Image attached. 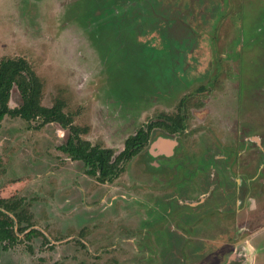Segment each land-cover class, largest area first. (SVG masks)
<instances>
[{"label": "rangeland", "instance_id": "obj_1", "mask_svg": "<svg viewBox=\"0 0 264 264\" xmlns=\"http://www.w3.org/2000/svg\"><path fill=\"white\" fill-rule=\"evenodd\" d=\"M2 58L25 59L42 105L61 102L82 138L115 156L181 107L186 130H153L102 184L59 149L68 130L7 117L0 197L22 201L36 233L0 244V264H264V0H0ZM21 104L14 88L10 107ZM197 168L210 169L185 195L205 203L182 207L156 251L136 245Z\"/></svg>", "mask_w": 264, "mask_h": 264}, {"label": "trees", "instance_id": "obj_2", "mask_svg": "<svg viewBox=\"0 0 264 264\" xmlns=\"http://www.w3.org/2000/svg\"><path fill=\"white\" fill-rule=\"evenodd\" d=\"M17 88L22 104L11 108L12 91ZM43 83L31 65L23 58H2L0 60V123L7 117L21 118L27 122L41 120V126L58 124L68 130L70 135L67 142L59 149L72 160L79 161L86 167V173L95 177L100 183H112L125 171V166L138 156L151 140L153 130L176 135L186 130V115L182 107L173 116H165L170 122H156L147 129H140L125 142L122 152L115 156L112 149L94 146L82 138L84 129L76 127L71 115L64 111L61 102L52 107L42 105ZM22 201L0 197V244L14 245L18 242L19 234H25L30 239L36 232L30 230V224L23 226V212H19Z\"/></svg>", "mask_w": 264, "mask_h": 264}, {"label": "flooded vegetation", "instance_id": "obj_3", "mask_svg": "<svg viewBox=\"0 0 264 264\" xmlns=\"http://www.w3.org/2000/svg\"><path fill=\"white\" fill-rule=\"evenodd\" d=\"M159 141L160 140H158V142H156L155 144L152 145V148H151V151H150L151 156L155 160V164H156L155 166L156 167L159 166L157 164V159H159V155L156 153L157 151L160 152L159 145H161V143H159ZM154 169H156V168H154ZM157 169H159V168H157ZM174 169H180V168H167V170L170 173ZM197 169L198 170L191 169L189 171H186V173H185L186 176L187 175H189V176H187V177L184 176V178H186V180L182 181L180 183V185H178L177 187H174L175 190H177V188L182 190V191H180V194L182 196L180 195L181 196L180 197L179 195H172L168 199H166V203H164V208L167 210V212H165L164 214H161L163 217L160 216L159 218H154V217H151V216L148 215L149 217H148V220L146 222L147 227L146 228H142V229H138L137 228L136 235H137L138 231H140V233H142V234H139V237H140L139 242L140 243H138L136 245H138L140 248H150V249H152V252L156 251L158 249V245H159L158 243L161 244L162 240L164 239L163 236H164V233H165L166 229H168V225L171 224V222L174 220V217L176 215L180 214L179 210H184V208H182V207H190L192 209L193 208L195 209L197 206L205 203L206 200H202L201 196H199L198 200L195 201L193 198H188L185 195V194H190L189 195V197H190L193 194L192 191H191V188H192L191 186H193L192 184L194 183V181H193L194 174L196 173V174H198L200 176V174H202L203 171H205L206 169H210V168H200V169L197 168ZM190 172L192 173V175H190ZM206 173H209V170H207ZM237 183L238 182L236 181V183H234V187L233 188L231 187V189H236V187H237L236 184ZM102 184H105V183H102ZM230 184H232V182H230ZM241 185H242V183L240 182L239 183V187ZM212 189H214V187ZM227 195H229V196L232 195L233 196L235 194L229 192V194H227ZM184 196H186L187 198H184ZM236 202H237V198L235 200V205L237 204ZM239 202H240V200H239ZM240 204L241 203H239V205ZM222 210H225L224 207H220L218 209V211H222ZM184 211H186V210H184ZM234 213L236 215V208L234 209ZM181 214H186V213L181 211ZM187 214H190V213H187ZM232 216H234V215H232ZM158 219H162L163 225H161V224H159L157 222ZM178 219L179 220H185V218L183 216H180ZM238 224H239V221L235 220L234 221V226L237 227ZM244 229H246V228L243 227L242 230H244ZM169 230L172 231V229H169ZM155 237H159L160 240L156 239ZM144 240H146L147 244H141V242H144ZM153 240H154V243H153ZM156 256H159V254H157ZM152 262H153V260L150 261V263H152ZM154 264H157V263H154Z\"/></svg>", "mask_w": 264, "mask_h": 264}, {"label": "water", "instance_id": "obj_4", "mask_svg": "<svg viewBox=\"0 0 264 264\" xmlns=\"http://www.w3.org/2000/svg\"><path fill=\"white\" fill-rule=\"evenodd\" d=\"M162 140L159 141V143H161ZM163 142V141H162Z\"/></svg>", "mask_w": 264, "mask_h": 264}, {"label": "bare ground", "instance_id": "obj_5", "mask_svg": "<svg viewBox=\"0 0 264 264\" xmlns=\"http://www.w3.org/2000/svg\"><path fill=\"white\" fill-rule=\"evenodd\" d=\"M175 145V144H174ZM162 148H164L165 149V146L164 147H162Z\"/></svg>", "mask_w": 264, "mask_h": 264}]
</instances>
